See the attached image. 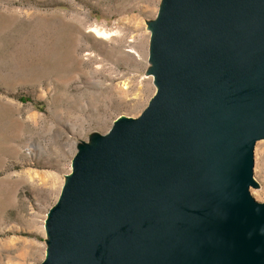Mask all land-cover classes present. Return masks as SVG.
<instances>
[{
  "label": "water",
  "instance_id": "obj_1",
  "mask_svg": "<svg viewBox=\"0 0 264 264\" xmlns=\"http://www.w3.org/2000/svg\"><path fill=\"white\" fill-rule=\"evenodd\" d=\"M156 92L73 160L41 264H259L264 0H163Z\"/></svg>",
  "mask_w": 264,
  "mask_h": 264
},
{
  "label": "rangeland",
  "instance_id": "obj_2",
  "mask_svg": "<svg viewBox=\"0 0 264 264\" xmlns=\"http://www.w3.org/2000/svg\"><path fill=\"white\" fill-rule=\"evenodd\" d=\"M162 5L0 0V264L44 261L46 220L76 152L147 107ZM253 158L250 194L264 204V139Z\"/></svg>",
  "mask_w": 264,
  "mask_h": 264
},
{
  "label": "bare ground",
  "instance_id": "obj_3",
  "mask_svg": "<svg viewBox=\"0 0 264 264\" xmlns=\"http://www.w3.org/2000/svg\"><path fill=\"white\" fill-rule=\"evenodd\" d=\"M92 32L94 33L96 38L107 39L109 37V35L105 31H101V30H98V29H93ZM152 67L154 68V64H152ZM151 71H153V70H151ZM150 76L153 78V83H154L153 74H150ZM259 258H260V263L259 264H264V249L262 250L260 255H259V252H257L256 259L258 260Z\"/></svg>",
  "mask_w": 264,
  "mask_h": 264
}]
</instances>
